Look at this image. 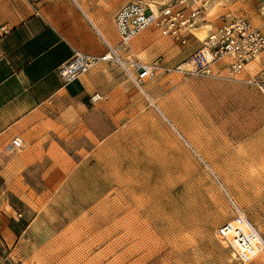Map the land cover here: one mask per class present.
<instances>
[{"label":"rangeland","instance_id":"obj_1","mask_svg":"<svg viewBox=\"0 0 264 264\" xmlns=\"http://www.w3.org/2000/svg\"><path fill=\"white\" fill-rule=\"evenodd\" d=\"M62 1L17 5L45 11L73 49L100 56L98 32L116 34L117 12L136 0H83L98 32ZM225 9L214 3L190 50L153 28L123 52L157 64L151 79L138 86L99 63L81 77L86 95L49 99L12 139H25L21 150L0 147V264H243L216 232L237 206L264 238V99L225 69L176 71L210 24L235 17ZM262 71L250 66L264 81Z\"/></svg>","mask_w":264,"mask_h":264},{"label":"built area","instance_id":"obj_2","mask_svg":"<svg viewBox=\"0 0 264 264\" xmlns=\"http://www.w3.org/2000/svg\"><path fill=\"white\" fill-rule=\"evenodd\" d=\"M209 0H169L154 9L141 0L131 1L122 6L114 18L116 31L120 37L119 47L104 42L106 50L100 56L75 52L60 68L65 85L74 83L88 74L99 63L119 67L125 76L140 86L151 79L159 66L136 59H125L122 52L128 51L130 43L151 28L182 47L196 37L194 29L206 22ZM264 53V31L244 17L224 20L221 26L209 31L201 41V46L176 68L178 73L191 76H210L214 69H225L227 78L258 90L264 99V81L258 75L248 73L252 63ZM106 97L97 95L92 102ZM11 151L23 148V141L16 138L11 143ZM236 216L217 229L218 237L228 241L238 260L247 264L261 248L259 235L253 224L235 206ZM232 234L233 240H229ZM234 244L240 248L236 251Z\"/></svg>","mask_w":264,"mask_h":264},{"label":"crops","instance_id":"obj_3","mask_svg":"<svg viewBox=\"0 0 264 264\" xmlns=\"http://www.w3.org/2000/svg\"><path fill=\"white\" fill-rule=\"evenodd\" d=\"M209 1L207 14L214 3H222L227 13L231 10V15L243 16L254 25L259 24L257 26L264 31V0ZM17 2L18 0H0V147L4 146L3 149L10 145L17 133L22 136L23 128L35 125L36 116L49 99L58 95L76 99L82 94H87L82 80L85 76L77 82L65 85L58 74L59 68L69 61L75 52L80 51L73 49L67 42L61 29L50 20L48 13L37 10L36 14L23 3L18 6ZM62 2L73 12H80L86 18L81 9L83 0ZM206 22H201L199 27L201 24L206 25ZM210 26L217 28L216 24ZM115 32L118 35L116 28ZM98 34L103 43L102 55L106 50L104 42L115 44L116 40H113L111 35L116 38V34L113 31L109 34L110 37L106 38L99 32ZM194 41L200 43L197 37H191L186 49L195 47ZM256 62H259L264 77V53L250 66Z\"/></svg>","mask_w":264,"mask_h":264},{"label":"bare ground","instance_id":"obj_4","mask_svg":"<svg viewBox=\"0 0 264 264\" xmlns=\"http://www.w3.org/2000/svg\"><path fill=\"white\" fill-rule=\"evenodd\" d=\"M87 1H88V0H87ZM80 3H81V2H80ZM90 3H91V2H90ZM88 6H89V2L87 3L86 1H83L82 4H81V9H82V11L84 12V14L86 15V17L90 20V22H91L94 26L97 27V21H95V18L89 14ZM151 7L154 9V11H156V6L151 5ZM97 28H98V27H97ZM198 28H199V26L196 27V28L194 29V31H193V33H194V35H195L196 37H197V35H196V31L198 30ZM152 29H153V28L147 30L146 32H144L143 34H141L140 37H139L138 39L132 41V47H133V49L139 48L140 46H142L143 43H146V42L152 41V40L154 39L153 33L151 32ZM98 31H99V30H98ZM99 33H100L103 37H105V38H106V37H110L108 32H107V33H104V32H102V31H99ZM199 34H200V38H201L202 35H201V33H199ZM207 35H208V34H207ZM207 35H205V37H206ZM205 37H203V39H204ZM197 39H198V37H197ZM201 41H202V40H201ZM224 75H225V74H224ZM220 77L223 78L224 76L221 75ZM240 211H241V210H240ZM241 212H242V211H241ZM242 214H243V213H242ZM256 231H257V234L260 236V237H259V243L261 244V248H260L259 251L256 253V255L253 257V259H255L256 257L264 256V238L262 237V235L259 233V231H258L257 229H256ZM219 238H220L221 240H223L224 243H225L226 245H228V241H227V240H225V239H223V238H221V237H219ZM233 239H234V238H233L232 234H230V235H229V240L231 241V240H233ZM234 247H235L236 251L240 252V248H239L236 244H234ZM253 259H252V260H253Z\"/></svg>","mask_w":264,"mask_h":264}]
</instances>
